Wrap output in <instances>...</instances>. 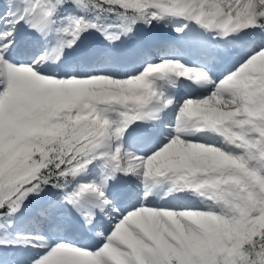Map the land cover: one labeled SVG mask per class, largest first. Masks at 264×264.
I'll return each instance as SVG.
<instances>
[{
	"label": "snow or ice",
	"instance_id": "obj_1",
	"mask_svg": "<svg viewBox=\"0 0 264 264\" xmlns=\"http://www.w3.org/2000/svg\"><path fill=\"white\" fill-rule=\"evenodd\" d=\"M170 19L235 39L206 67L150 63L163 44L137 25ZM181 79L210 91L180 102ZM205 132L219 140L192 139ZM165 187L199 205L154 206ZM30 197L54 240L9 231ZM26 249L30 264H264V0H0V264Z\"/></svg>",
	"mask_w": 264,
	"mask_h": 264
},
{
	"label": "bare ground",
	"instance_id": "obj_2",
	"mask_svg": "<svg viewBox=\"0 0 264 264\" xmlns=\"http://www.w3.org/2000/svg\"><path fill=\"white\" fill-rule=\"evenodd\" d=\"M184 23L185 22L182 20L175 19V22L166 21L163 24H166L168 27H171L172 30H176L177 28H184ZM163 24H154L153 27L158 28L159 25L162 26ZM191 25H193V26H191ZM189 26L191 29H189L188 32L186 31L185 36L173 34L175 32H169L170 34L167 36H163L162 33L156 34V36H154V37L159 39L163 44V46L158 50H160L159 52H163V55H165L164 56L165 58H170L172 60H178L181 63H184L186 66L197 67V68L206 67L207 66L206 51L212 47H215V46H224V43L220 42L219 38L217 36H215V34L206 33L202 29H197V26H194V24H190ZM184 29H188V27L184 28ZM145 35H149V33H145V32L143 33L142 32L140 35L135 34L134 38L143 37ZM166 43L168 44V46L166 45ZM169 44H170V46H169ZM201 45H203L204 47H202ZM120 47H126V46L123 43L120 45ZM150 59H151V57H150ZM148 60H149V58H148ZM225 62H231V64H232L231 60H225L222 64H217L216 66H219V69H221V66ZM129 66H130V64L125 66V68H126L125 73L126 74H122L121 76H127L129 74V72H132L134 70V69L132 70V68H131L130 70H128L129 71L128 72L127 69ZM133 67H136V65ZM106 68L107 67H105L104 69H106ZM121 68H124V67H121ZM121 68H119V69H121ZM108 70L114 71V69H108ZM107 73H115V72L105 71L103 74H107ZM222 74L223 73H218L217 75H214V76L220 77V76H222ZM182 82H183V80H182ZM188 95L191 96L192 93L190 91H184V92H181L179 96H175V98L178 101L182 102L183 101L182 99ZM95 172H96V170H94L92 172V174L94 175ZM170 198H171V200H168V202H165V203H159V202L153 201V205L159 206L161 204H165L167 207L173 208V209H178V208L185 209V208H190V207L199 205V200H197V197H195V195H193L191 192H184V193L175 194L174 198H172V197H170ZM187 199H192L193 201H195L197 203L196 204L187 203L186 202Z\"/></svg>",
	"mask_w": 264,
	"mask_h": 264
},
{
	"label": "rangeland",
	"instance_id": "obj_3",
	"mask_svg": "<svg viewBox=\"0 0 264 264\" xmlns=\"http://www.w3.org/2000/svg\"><path fill=\"white\" fill-rule=\"evenodd\" d=\"M168 21L169 22H175V19H170ZM189 29H191L190 26H188V29H184V32L183 33H178L176 30H172V28L171 27H168L166 24H163L162 26L159 25L158 28L152 27L151 29H146V27L144 25L140 24V25H137L135 34L136 35L137 34L140 35L142 32L143 33L145 32V33H149V35H151V36H156V34H158V33L161 34L162 33L163 36H167V35L170 34L169 32H175L173 34L185 36L186 31L188 32ZM197 29H200V28L197 26ZM89 40L90 41H94V42L103 41L105 44H107V41H104V38L102 36H100L99 33L90 34L89 35ZM123 43L125 44V46H127L128 43H130V41L128 40V38H124ZM123 43L117 42V47H120V45L123 44ZM166 45L168 46L167 43H166ZM169 46H170V44H169ZM159 51L160 50H157V51H155L154 53H152L150 55L151 56V59L149 61L150 63H159L161 60L170 59V58H165L164 57L165 55H163V52H159ZM170 60H172V59H170ZM133 66H135V65L134 64H130V66L128 67L127 71L130 70L131 68H132V70L135 69V67H133ZM106 69H104L103 72L102 73H99V74H103L105 71L115 72V73H107V74H104V75H109L110 78H126V76H121L122 74H126L125 73V71H126V68L125 67L124 68H121V69L107 67ZM108 69H114V71H111V70L109 71ZM118 72H120L121 74L120 75H117ZM129 73H131V72H129ZM181 80H183V79H181ZM181 80L178 81L177 86L175 88H168L167 89V91H168V93L170 95H174V97H175V94L177 95L178 92H179L178 90L179 89H182L180 87V81ZM186 83H189L190 89H198V91H197L198 92V95L187 96V97H184L183 99L189 98V97L195 98L197 96H204V95H207L208 94V91L210 90V89L209 90H205V89L198 88L196 85H194L191 81H188V80H187ZM176 111H177L176 109H169V117L173 121L175 119ZM192 139L196 140L197 142H202V143H205L206 145H210V144H212V142H214L216 140H219V137H216L215 134H213V133H207V132H205V133H197V135L195 137H193ZM94 170H96V169H94ZM93 171L91 170V172H93ZM89 178H91V177H89ZM166 195H167V188L166 187L164 189H162V190H159V201L158 202L159 203H162V201L168 202L167 201L168 199L171 200L170 197H172V198L175 197V195L168 196L167 199L165 200L164 197ZM195 197H197V196H195ZM197 200H199L198 197H197ZM186 202L187 203H190V204H196L197 203V202L193 201L192 199H187ZM176 210H183V208H181V209L178 208ZM24 217L25 216L22 215L21 212H20L19 214H17V216H15L14 218H12L13 227L9 230L11 233H13V234L27 235V234H35V233L46 234L47 232H49L47 226H43L45 224L42 223L41 219L36 218V217L31 222V225L32 226L30 227V230L27 229V227H29V226H26V225L23 224V221L25 219ZM39 223H40V227H38V224ZM47 238L49 240H54L56 237H54V235L51 232H49ZM39 254H41L39 250H36V249H26L22 253V255H21V264H30L31 259L33 257L38 256Z\"/></svg>",
	"mask_w": 264,
	"mask_h": 264
},
{
	"label": "trees",
	"instance_id": "obj_4",
	"mask_svg": "<svg viewBox=\"0 0 264 264\" xmlns=\"http://www.w3.org/2000/svg\"><path fill=\"white\" fill-rule=\"evenodd\" d=\"M47 194L50 196L53 195L52 193H45V197L47 196ZM36 202H37V199L30 197L29 200L26 202L24 209H22L23 210L22 212L23 213L29 212V210H31V207H33Z\"/></svg>",
	"mask_w": 264,
	"mask_h": 264
}]
</instances>
